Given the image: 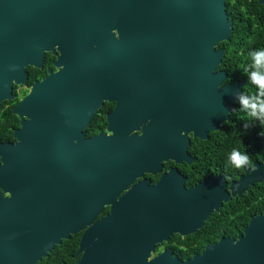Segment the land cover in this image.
I'll return each instance as SVG.
<instances>
[{"label":"water","instance_id":"1","mask_svg":"<svg viewBox=\"0 0 264 264\" xmlns=\"http://www.w3.org/2000/svg\"><path fill=\"white\" fill-rule=\"evenodd\" d=\"M232 25L226 0H0V105L16 99L15 86L27 85L28 68L42 69L47 54L58 56L57 72L14 108L20 144L0 145V187L11 193L0 198V264H39L82 230L77 264H264V214L239 240H221L189 262L152 258L154 231L144 219L143 232L140 216L129 218L115 200L125 173L118 165L113 172L88 165L99 162L96 154L100 164L107 154L118 164L144 152L145 139L148 147L176 139L170 142L185 153L188 134L207 140L219 132L246 87L226 85L227 73L218 70L226 54L218 47L230 40ZM98 95L120 99L108 119L116 140L101 136L66 155L64 131L91 122ZM146 122L142 137L131 136ZM29 164L33 197L18 203L16 173L24 178ZM245 171L230 187L234 196L264 183V157ZM196 195L195 204L179 208L177 232L193 233L231 200L217 179ZM106 205L111 214L95 222Z\"/></svg>","mask_w":264,"mask_h":264},{"label":"flooded vegetation","instance_id":"2","mask_svg":"<svg viewBox=\"0 0 264 264\" xmlns=\"http://www.w3.org/2000/svg\"><path fill=\"white\" fill-rule=\"evenodd\" d=\"M57 59L58 56L49 53L45 57L42 69L35 67L27 69V73L30 69L36 77H40L35 79L34 84L46 79L50 72H57L54 65ZM20 88L29 92L31 87ZM98 99L100 105L86 127L76 125L71 131H64L65 146L63 149L66 155L69 154V151L78 152L84 147L85 142L101 136L112 138V141L116 140V131L108 119L120 105V99L116 96L101 97L100 95H98ZM94 102V98L89 99L84 106L90 107V104ZM12 114L15 116V118H11L15 126L12 129L11 138L8 142H0V145L17 146L20 144V140L15 135L22 128L21 119L14 114V108ZM148 124L149 122L142 124L138 130L131 132V136L142 137ZM187 138L189 144L185 153H179V146L170 142H174L176 139L170 140L167 137H162L157 140L159 145L155 147L153 143L148 147L147 139H145L144 152H131L122 156L118 164L111 161L110 154L105 156L108 161L103 162V164L99 163L100 154H96L99 162L93 160L88 163L91 171H96L104 166L113 172L117 171L118 165L119 172L125 173L126 176L123 175L122 187L115 197L116 203H122L128 207L126 215L129 218L140 216L143 232L144 219L148 228L154 231L151 239H155L157 242L151 252L152 258L164 255L181 263L189 262L196 256H201L206 249L217 245L221 240H239L240 237L245 236V230L251 221L264 214V212H259L262 195V191L258 188L260 184L254 187L249 186L242 196L238 194L234 196L230 190L233 183H238L240 178L246 175V169L254 171L255 164L262 163L264 155L259 161H253L250 167L244 166L241 172L233 173L227 167L226 156L219 154L214 157L211 135L207 140L196 139L192 134H188ZM3 165L4 162L0 153V168ZM18 167L20 166L18 165ZM31 173L30 164L24 178L21 177L19 170L16 173L15 196L18 203L22 199L31 201L33 197L34 188L31 185L35 184V179L34 174L31 175ZM215 179H217L221 189L225 188L230 193L231 200L223 203L222 207L218 211H214L203 223V226L193 233L182 234L177 232L175 224L180 220H177L180 218L179 208L195 204L196 190L203 186L211 190ZM23 188L26 191L24 194L20 192ZM0 198L1 201L8 200L11 198V193L0 187ZM110 214L111 206L106 205L95 222L108 217ZM84 234L85 231L82 230L66 240L69 242L70 248L77 247L74 257L76 264L82 258L79 250Z\"/></svg>","mask_w":264,"mask_h":264},{"label":"trees","instance_id":"3","mask_svg":"<svg viewBox=\"0 0 264 264\" xmlns=\"http://www.w3.org/2000/svg\"><path fill=\"white\" fill-rule=\"evenodd\" d=\"M226 11L232 25V35L228 42L221 43L218 49H225L226 54L219 71L227 73L226 85L239 82L246 83L243 97L251 105L264 104V88H259L254 79L257 68L252 59V54L257 50H264V6L258 0H226ZM27 88L35 82V73L29 69ZM28 90L14 87L16 99L0 105V142H8L12 135V114L22 97ZM240 96V97H242ZM240 97L234 103L230 121L225 123L219 132L211 134L213 140L214 157L220 155L227 157L228 169L241 172L242 168L234 167L229 161L233 150L248 155L250 165L259 161L264 155V117L252 115L250 108L241 103ZM258 188L262 191L259 212H264V183ZM253 190V189H252ZM76 248H70L69 242L60 246L43 259L39 264H76L74 259Z\"/></svg>","mask_w":264,"mask_h":264},{"label":"clouds","instance_id":"4","mask_svg":"<svg viewBox=\"0 0 264 264\" xmlns=\"http://www.w3.org/2000/svg\"><path fill=\"white\" fill-rule=\"evenodd\" d=\"M252 59L257 68V72L254 74L255 83L259 88H264V50L254 51L252 54ZM240 100L241 103L251 109L252 115H259L261 117H264V104L251 105L243 96L240 97ZM228 159L230 163L236 168L251 166L248 155L245 153H241L238 150H233L230 153Z\"/></svg>","mask_w":264,"mask_h":264}]
</instances>
